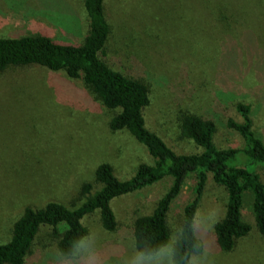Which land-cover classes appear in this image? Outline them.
Instances as JSON below:
<instances>
[{"label": "rangeland", "instance_id": "rangeland-1", "mask_svg": "<svg viewBox=\"0 0 264 264\" xmlns=\"http://www.w3.org/2000/svg\"><path fill=\"white\" fill-rule=\"evenodd\" d=\"M105 2L110 36L101 58L147 85L150 130L178 153H199L179 129L182 113H192L215 123L217 147H240L226 120L239 121L234 107L241 102L250 105L253 130L264 139V0ZM87 30L83 0H0V37L47 35L77 44ZM113 114L81 80L30 67L0 73V244L26 207L78 203L80 186L93 181L99 164H110L123 180L139 164L153 162L126 130L109 128ZM256 172L264 184V172ZM168 186L161 181L115 202L114 233L105 232L95 214L85 219L95 264H126L134 252L133 218L150 213ZM193 187L192 177L172 208L169 238L179 230ZM226 202L225 190L209 177L195 221L202 264H264V236L252 223L249 193L242 219L252 226L250 234L232 252L217 247L213 228ZM24 264L72 262L58 257L50 228L42 226Z\"/></svg>", "mask_w": 264, "mask_h": 264}, {"label": "trees", "instance_id": "trees-1", "mask_svg": "<svg viewBox=\"0 0 264 264\" xmlns=\"http://www.w3.org/2000/svg\"><path fill=\"white\" fill-rule=\"evenodd\" d=\"M105 1L83 0L88 30L80 43L58 42L47 35L0 37V73L30 67L81 80L106 109L114 112L109 128L126 130L145 147L153 162L139 164L133 175L123 180L115 175L110 164L101 163L93 181L80 186L78 203L65 206L49 202L40 209L26 207L13 223L9 240L0 244V264H24L42 226L50 228L57 253L70 249L80 237L88 236L84 221L91 215H97L105 232H116L118 215L114 203L167 180L169 186L156 200L152 211L135 216L131 224L134 252L155 247L169 240L170 213L186 181L192 177L193 197L179 213V230L183 232L179 245L181 256L196 242L201 245L202 253L195 221L209 177L227 195L224 215L213 228L220 251L232 252L238 241L252 230L242 219V204L247 193L251 196L252 223L264 236V184L256 172V168L264 172V139L253 130L250 105L235 104L239 121L226 120V127L240 138V147H217L216 126L212 120L182 113L180 134L201 152H176L146 124L145 110L150 104L147 85L113 69L101 58L110 36Z\"/></svg>", "mask_w": 264, "mask_h": 264}, {"label": "clouds", "instance_id": "clouds-1", "mask_svg": "<svg viewBox=\"0 0 264 264\" xmlns=\"http://www.w3.org/2000/svg\"><path fill=\"white\" fill-rule=\"evenodd\" d=\"M183 240V232L178 230L169 240L147 249L133 252L126 264H202L201 245L196 242L193 248L181 256L179 245ZM61 260L71 261L76 264L84 260L87 264H95V241L89 236L80 237L70 249L58 253Z\"/></svg>", "mask_w": 264, "mask_h": 264}]
</instances>
